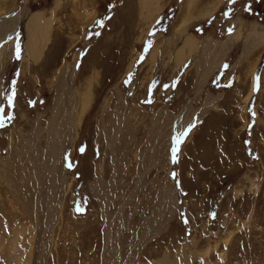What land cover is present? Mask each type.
Wrapping results in <instances>:
<instances>
[{"label":"rangeland","instance_id":"1","mask_svg":"<svg viewBox=\"0 0 264 264\" xmlns=\"http://www.w3.org/2000/svg\"><path fill=\"white\" fill-rule=\"evenodd\" d=\"M214 1L0 0V264H264V0Z\"/></svg>","mask_w":264,"mask_h":264},{"label":"bare ground","instance_id":"2","mask_svg":"<svg viewBox=\"0 0 264 264\" xmlns=\"http://www.w3.org/2000/svg\"><path fill=\"white\" fill-rule=\"evenodd\" d=\"M190 2V4H198L199 3V1H201V0H189ZM218 1L219 0H215L214 2V4L212 3V6L211 7H209V10H207L206 12H204L203 14V16H205V15H207V14H209L210 12H212V10H213V8H214V6L213 5H215V4H218ZM145 2V1H144ZM220 2V1H219ZM193 6V5H192ZM192 6H191V8H192ZM196 6V5H195ZM197 7V6H196ZM217 7V6H216ZM208 8V7H207ZM206 8V9H207ZM211 8V9H210ZM194 9H196V8H194ZM159 10V7L154 11V12H149L150 14H149V19H152L153 18V16L155 15L154 13L156 12V11H158ZM154 14V15H153ZM37 22H40V23H43V20H42V18L40 17V16H38V15H34L32 18H31V20H30V23H28V28H29V31L31 30V28L32 29H34L35 31L37 30V28L35 27V26H37V23H36V21ZM36 34H37V32H35V34H29L28 35V37H29V40H28V43H27V45H26V49H27V51L29 52V53H31L32 54V56L34 55V52H35V47H33L34 45L32 44V42H35V38H36ZM229 42V41H228ZM230 44V43H229ZM36 46V45H35ZM33 52V53H32ZM35 56V55H34ZM213 67V66H212ZM211 69V68H210ZM86 93V92H85ZM90 96V95H89ZM89 101L90 100H87L86 99V96L83 98V106H82V110H84L86 107H87V105L89 104Z\"/></svg>","mask_w":264,"mask_h":264},{"label":"snow or ice","instance_id":"3","mask_svg":"<svg viewBox=\"0 0 264 264\" xmlns=\"http://www.w3.org/2000/svg\"><path fill=\"white\" fill-rule=\"evenodd\" d=\"M230 2H232V3H235V0H230ZM102 23V22H101ZM15 95V93L13 92L12 93V96H14ZM12 96H10L9 98H8V101H9V103L11 104L12 103ZM4 125H3V123H0V127H3ZM195 125H193V127H194ZM177 143H180V141H179V139L177 138ZM175 151H178L177 149H174V152ZM175 162V161H174Z\"/></svg>","mask_w":264,"mask_h":264}]
</instances>
